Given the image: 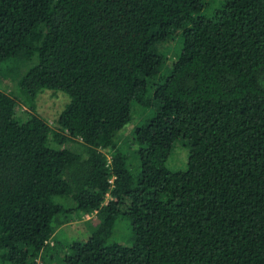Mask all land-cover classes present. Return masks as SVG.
Here are the masks:
<instances>
[{"label":"trees","instance_id":"1","mask_svg":"<svg viewBox=\"0 0 264 264\" xmlns=\"http://www.w3.org/2000/svg\"><path fill=\"white\" fill-rule=\"evenodd\" d=\"M11 60L32 64L0 90V264H264V0H0ZM45 92L68 97L54 126Z\"/></svg>","mask_w":264,"mask_h":264},{"label":"rangeland","instance_id":"2","mask_svg":"<svg viewBox=\"0 0 264 264\" xmlns=\"http://www.w3.org/2000/svg\"><path fill=\"white\" fill-rule=\"evenodd\" d=\"M174 49V43H172L171 51L167 53L168 56V65L174 59L172 53ZM32 62L27 60H21L18 63L11 61H7L5 63L0 64V90L6 93H13L14 88L17 93H19L18 89H16V83L19 78L22 77L24 72L31 66ZM162 73H166L165 69L161 71ZM156 82L159 81L158 78L155 79ZM63 95V96H62ZM65 96V97H64ZM67 99V100H66ZM66 102H68V97L65 94L59 93L58 95H54L51 92H45L38 96L36 99V110L37 114L43 118L45 121L49 123V125L54 126V120L59 116L64 107L66 106ZM133 116L131 122L125 126L123 131L120 133V140L118 144L123 145L125 141H127V136L130 135L134 126H136L142 119L148 114L147 110H144L140 106L136 104L133 105ZM136 109V111H135ZM26 112L28 109L23 104H18L15 113L19 118L23 116H27ZM24 118V117H23ZM107 155H111L108 153ZM128 160H133L132 154H126ZM188 160V150L182 144L176 143L172 153L170 154L166 166L171 171H184L187 166ZM96 214L90 217H84L82 220H74L73 222L62 227L55 235V237L48 243L49 247L45 252L46 259L51 258V254H56L58 250H61L64 246H69L72 242H82L88 237V229L96 223L95 218ZM88 225V226H87ZM90 234V233H89ZM132 233L130 222L124 219H121L117 222V225L114 229L112 240L117 241L119 243H124L127 245L132 244ZM63 250V249H62ZM60 255V254H58ZM44 264H51L49 261H43Z\"/></svg>","mask_w":264,"mask_h":264},{"label":"built area","instance_id":"3","mask_svg":"<svg viewBox=\"0 0 264 264\" xmlns=\"http://www.w3.org/2000/svg\"><path fill=\"white\" fill-rule=\"evenodd\" d=\"M109 156H110V155H108V158L110 159V157H109ZM94 214H96V213H93L92 215H94ZM92 215H91V216H92ZM88 217H90V216H88Z\"/></svg>","mask_w":264,"mask_h":264}]
</instances>
